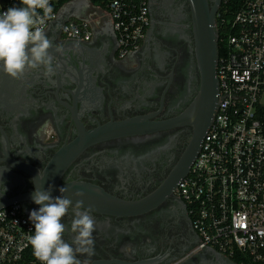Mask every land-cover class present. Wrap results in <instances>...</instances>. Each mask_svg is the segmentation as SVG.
<instances>
[{
	"label": "flooded vegetation",
	"instance_id": "obj_1",
	"mask_svg": "<svg viewBox=\"0 0 264 264\" xmlns=\"http://www.w3.org/2000/svg\"><path fill=\"white\" fill-rule=\"evenodd\" d=\"M147 2L145 37L124 57L109 17L90 41L54 26L35 42L0 39V205L19 204L51 250L57 238L82 264H221L197 249L177 192L210 127L194 109L191 4ZM67 5L81 21L96 4Z\"/></svg>",
	"mask_w": 264,
	"mask_h": 264
},
{
	"label": "built area",
	"instance_id": "obj_2",
	"mask_svg": "<svg viewBox=\"0 0 264 264\" xmlns=\"http://www.w3.org/2000/svg\"><path fill=\"white\" fill-rule=\"evenodd\" d=\"M61 0H0V39H34L59 18ZM219 15L218 103L190 173L177 192L187 203L198 250L215 249L243 264H264V0H244L229 19ZM99 15L61 27L65 37L90 41L109 17L121 57L137 50L149 25L147 0H106ZM0 264H54L36 225L19 204L0 209Z\"/></svg>",
	"mask_w": 264,
	"mask_h": 264
},
{
	"label": "water",
	"instance_id": "obj_3",
	"mask_svg": "<svg viewBox=\"0 0 264 264\" xmlns=\"http://www.w3.org/2000/svg\"><path fill=\"white\" fill-rule=\"evenodd\" d=\"M189 1L193 14L198 60L203 76L202 90L194 102V109L205 113L204 125L207 130L212 123L218 103L219 83L216 69L219 58V33L216 27V18L222 0H216L215 5L211 8L208 5V0ZM67 6V4L64 6L59 18L50 27L54 26L55 28H61L62 25L71 18V16L68 15ZM104 30L105 28L101 31ZM42 37L43 35L41 34L32 39V41L35 42L42 39ZM186 176L187 175H184L183 178ZM9 205L10 204H1L0 209ZM37 233L42 249L50 256L54 264H82L57 238L54 240L56 251H53L45 242L44 237L41 236L38 229ZM205 250L214 251L220 259H223V261L221 260V264H238L232 259L225 260L224 255L215 249L207 248Z\"/></svg>",
	"mask_w": 264,
	"mask_h": 264
},
{
	"label": "trees",
	"instance_id": "obj_4",
	"mask_svg": "<svg viewBox=\"0 0 264 264\" xmlns=\"http://www.w3.org/2000/svg\"><path fill=\"white\" fill-rule=\"evenodd\" d=\"M68 1H70V0H61V4L63 5L65 3H67ZM91 1H93L96 5H103L106 0H91ZM243 1L244 0H228V5H227L228 11H227L226 16L229 19H231L233 17L234 12L237 10V8L241 5V3ZM225 7H226V5H225V0H224L222 8L220 10L221 13H223ZM218 33H219V48H218V51H219V56H221L222 53H223V44H222V32H221L220 29H219ZM232 260L234 262L238 263V264H243L240 256H235V257L232 258Z\"/></svg>",
	"mask_w": 264,
	"mask_h": 264
},
{
	"label": "crops",
	"instance_id": "obj_5",
	"mask_svg": "<svg viewBox=\"0 0 264 264\" xmlns=\"http://www.w3.org/2000/svg\"><path fill=\"white\" fill-rule=\"evenodd\" d=\"M91 14L99 15V10L94 7V8L91 9V12L89 13V17H90Z\"/></svg>",
	"mask_w": 264,
	"mask_h": 264
}]
</instances>
